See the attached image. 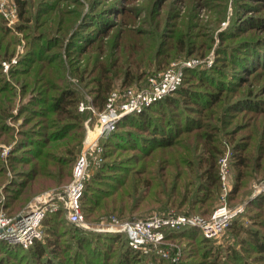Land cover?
<instances>
[{
    "label": "trees",
    "instance_id": "1",
    "mask_svg": "<svg viewBox=\"0 0 264 264\" xmlns=\"http://www.w3.org/2000/svg\"><path fill=\"white\" fill-rule=\"evenodd\" d=\"M16 1L20 19L18 28L24 32L27 46L8 74L4 72L2 62L16 54L19 40L0 13L3 22L0 23V144L10 146L7 164L3 162L5 159L0 150V211L9 215L22 211L30 196L67 184L72 178V165L82 151L84 121L91 111L79 109L83 96L78 91L83 88L90 93L93 106L100 112L105 109L113 90L145 87L151 75L166 70L172 63V59L168 60L170 54H162V49L170 44L161 40L162 31H165L160 29L161 25H154L152 30L137 31L129 28V20L121 19L108 41L109 46L120 53L105 62L100 60V55L111 33V25L104 27L82 22L69 35L76 24L66 20L63 13L67 14V11L60 2L48 3L47 10L34 15V11L26 8L27 0ZM32 1L30 3L39 0ZM119 13L124 17V12ZM82 24L84 27L90 25L83 31ZM91 27H94L92 32H87ZM179 38L176 54L186 52V57L200 54L202 43L188 47L187 39ZM130 46L134 49L130 50ZM171 46L174 47L173 43ZM137 47L156 54L152 61L154 69L138 74L135 68L118 66L121 53L134 52ZM260 58L262 56L243 67L240 74L236 70L229 74L225 68L229 61L223 60L224 68L218 69L216 74L228 78L227 84L204 82L207 69L186 70L183 83L175 92L117 122L116 129L100 141L99 145L105 151L90 156L91 162L97 165L90 164V175L85 180L81 197L85 219L101 222L104 216H115L121 221L130 220L132 215L126 213L138 211L143 206L141 202L137 204L141 201L137 192L131 206L128 191L141 184L150 188L156 181L155 194L165 197L148 200L151 203H146V207L154 204L152 211H147L149 214L168 212L175 207L176 214L209 217L221 203V160L226 156L232 182L228 203L239 204L238 199L250 197V182L264 178V126L261 131L254 126L244 134H239L242 130L238 127L264 115V101L260 96L263 92L256 87L261 79L255 71L257 63H262ZM119 83L121 85L117 86ZM153 112L158 115L155 119ZM9 120H21L19 128L9 125ZM122 122L136 129L120 130ZM112 144L118 150L133 154L107 160L112 152L106 148ZM128 172L130 174L124 178L126 182L121 181L125 182L122 183L125 192L118 195L111 183L118 179V173ZM116 195L118 199L113 197ZM261 196L260 205H254L253 200L245 202V211L232 221L220 242L205 238L197 227L182 229L189 231L186 235L201 239L202 246L208 245L211 248L208 251L212 252L213 249H227L234 229L245 232L253 238L255 259L264 260V233L260 232L264 229V221L260 220L264 214V193ZM109 197H112L111 201H105ZM250 206L256 212L249 213ZM64 225L61 207L47 212L42 223L44 236L30 247L0 240V264H12L16 260L19 264H66L61 253L75 249V256H79L92 243L91 239L108 245L104 250L101 248L99 255L103 256V264L110 262L116 246L120 249L117 263H145L148 254L133 249L124 233H90L76 227L68 230ZM4 255H9V259L2 260Z\"/></svg>",
    "mask_w": 264,
    "mask_h": 264
},
{
    "label": "rangeland",
    "instance_id": "2",
    "mask_svg": "<svg viewBox=\"0 0 264 264\" xmlns=\"http://www.w3.org/2000/svg\"><path fill=\"white\" fill-rule=\"evenodd\" d=\"M11 2L17 3L16 0H11ZM26 2L28 3L26 8L34 11V15L37 12L47 10L49 6L47 5L48 3L55 4L60 2L59 4H61L67 11V14L63 13V15L66 17V20H72L76 24L69 35L73 34V32L78 29L82 22H84V24L87 22L91 24L98 23L100 24V26L104 27L111 25V33L106 38L107 43L104 46L105 52L103 51L100 55L101 61L106 62L107 58H114L117 54L120 53V51H116L114 48H111L108 44V41L112 39V36L116 32V24H120L121 19H123L129 20V28L137 31L148 29L152 30L154 25L157 24L158 27H160L161 25L160 29L165 30L164 33L162 31L161 40L164 43L169 42L170 44L169 47H165L162 49V54H170L168 60L172 59V63L168 67L172 66L173 63H177V66H180L186 61L197 59L200 63L185 68L184 74L186 70L189 69H207L204 71V82L206 83L211 81L216 84H227L230 81L228 78L219 77V75L216 74V71L218 69L224 68L222 67L223 60L229 61L227 63V66L225 67L226 71L229 73L233 70H236L237 74H240L243 67L248 66L252 60H258L260 56H262V58L260 59L262 63H264V0H39L35 3H30V0H27ZM119 12H124V17L120 16ZM0 13L5 19L6 26L16 34V37L19 40L18 44L16 45V54L10 60H5L2 62L3 70L8 74L12 65L17 64L20 56L26 51L27 41L24 32L18 28L20 20L19 8L16 20L13 23L9 21V19L1 10ZM70 14L72 15L68 17ZM1 22L2 21H0V23ZM84 24H82L83 31L87 30L86 27L90 25L89 24L84 27ZM93 29L91 27V29H88L87 32H92ZM179 36L187 39L188 47H192L195 43H202L200 54L194 53L190 57H186V55H188L186 52L176 54V41L180 39ZM172 43L174 47L171 46ZM140 48L142 47H137L134 52L127 51L125 55L122 52L121 56H119L118 66L122 65L123 67L127 66L129 68H135L137 69L138 74L145 72L144 70L149 72V69H154L152 61L156 58V54L147 53L144 48H142L141 50ZM129 49L133 50L134 47L130 46ZM4 63L9 64L7 70ZM261 64L257 63V65L255 66V68H257V70L255 71L261 75V79L258 81L256 87H259L261 89L260 91L263 92L260 96L261 100L264 101V64L263 66H261ZM159 73L161 72H156L151 76L158 75ZM73 81L76 82L75 79H73ZM141 81H143V78H141ZM120 85V83L117 84V86ZM144 86L145 87L142 88H148L150 86L149 80L148 83L144 84ZM132 88L137 90L142 89L141 87L135 86ZM116 89L119 90L123 88ZM78 92L83 96L81 102H84L85 105L87 104L92 106L96 110V112H93L91 109H89L91 111H88V113L86 112L88 115L86 120L84 121V138L82 140L81 146L82 150L86 144V141L88 142L90 138H93L97 132L96 130L98 128L97 124L99 121L98 117L100 112H98L96 107L93 106V98L90 93H87L83 88ZM29 96L26 97L25 100H27ZM19 100L20 98L18 97L17 102ZM152 104H150L149 106H151ZM78 107L80 109V105ZM146 108H143L142 111ZM14 112H16V110H14ZM133 113L139 112H131L129 114ZM239 114L241 115L243 113ZM152 116L155 119V117H157L158 115L153 112ZM121 119L119 121H121ZM87 120H89V127H87ZM20 122L21 120H19L18 122L9 120L8 124L11 126H15L18 129ZM254 126L258 127L261 131L262 127L264 126V115L257 117L251 121H247L246 123H242L241 126L238 127L242 130L239 134H244L251 131ZM134 129H136L134 126H127V124L125 125V122H122L120 124V130ZM102 138H100L98 142L99 144ZM117 140L120 141V139ZM111 143L112 141L110 142V144ZM9 149L10 146H7L6 144H0V150L2 151L1 157L5 159L3 162H6V164L8 163V160H6V156ZM107 150L112 152L109 153L110 158H108L107 160H114L115 158L120 159V156L126 157L127 154H133V152H123V150H118L117 146L113 144L112 146L109 145V147L106 148V151ZM104 151L105 149L102 147V152ZM79 153L81 154V152ZM75 162L73 163L74 165H72V175ZM91 164L92 166L97 165L94 161H92ZM9 174L11 175L10 172ZM128 174L130 173H118V181L114 179V181H112L111 183L114 192H116L118 195L125 192L122 183L125 181ZM111 176H115V174ZM123 179L124 181L121 182ZM262 179L264 180V178L261 177H258V179H253L249 184L252 192L250 197L246 199H238L237 202L249 203L248 201L253 200L252 203L254 205H260L262 201V193H259V190L256 191L255 186L257 184H260ZM69 182L67 184H69ZM67 184L55 188L62 189ZM156 185L157 181L156 183L153 182L154 187L150 186V188H147L141 184L140 187L128 191V201L130 205L132 206L134 204L135 197L139 195L141 201H138L137 204L141 202L143 206L138 211L133 208L134 210H132L131 212H127L126 214L132 215L131 217H129L130 219H143L141 217H145L146 215L150 216L153 214H164L169 212L176 213L175 207H172V209L168 212H154L151 214H149L150 212H147L148 210L154 208V204L147 207L145 206L146 203H151L148 200L155 197V199H153L152 201H157L162 200V197H165V195L159 196L155 194L157 192ZM55 188L46 189L42 192L30 196L29 200L26 202V207H28L32 202L35 203V201L38 200L39 197L46 195L48 191H54ZM262 188L263 185L258 187L260 191L262 190ZM136 192L137 195L135 194ZM113 197L118 199L117 195ZM4 198L5 197H3V199ZM111 198L112 197H109L105 201L110 202ZM63 205L64 200L62 198H57L55 207L57 210L62 207V219L65 220L64 226H67L66 228L68 230H71L72 227H76L75 229H79L78 226L67 221ZM262 208V211H264V205L262 206ZM114 209H116L115 206ZM182 210H185V208H182ZM250 212H256V209L253 206H250L249 213ZM104 217L108 218L106 216ZM89 219L86 220L93 226H96V224L99 223L92 222L93 220ZM260 220L264 221V214L260 216ZM182 228H178L176 230H173L172 232H169L164 242H161L155 249H152L148 253H145L148 255L144 258L145 263L143 264H183V262L184 264H264V260L259 261L258 259H255L257 257L254 253V249L252 248L253 238L250 235H247L245 232H238L236 229H234L237 231V233H235L234 230L231 232V239L227 249L218 251L213 249L212 252L208 251L209 249H211L208 245L204 244L202 246L200 242L201 239H195L193 237H190V235H186L189 234V231ZM82 230L88 231L90 233H103L93 230ZM173 232L175 233L173 234ZM225 232L221 235L220 238L213 241L220 242L222 240V237L225 235ZM260 232L264 233V229H261ZM234 234H236V236ZM243 238L244 241L242 242ZM63 240L67 242L66 239ZM91 242L92 243L87 246V248H85L87 250L83 251V254H80L79 256H75V249H70L66 253L63 252L64 254L61 253L62 257L65 260L64 262L66 264H103V256L100 257L99 255L101 252V248L104 250V248L108 247V245H106L107 243H101V241H95V239H91ZM119 252L120 249H118V246L114 247V251L111 253L112 258L110 259V262L108 264H119L117 263V260H119ZM230 252H233V254L237 255V258L233 257L234 255H232ZM5 258L8 260L9 255H4L1 257L2 260H4ZM21 258L22 257H20V259ZM17 261L18 260H16L12 264H19L20 262ZM24 264L27 263L25 262ZM28 264L31 263L28 262Z\"/></svg>",
    "mask_w": 264,
    "mask_h": 264
},
{
    "label": "built area",
    "instance_id": "3",
    "mask_svg": "<svg viewBox=\"0 0 264 264\" xmlns=\"http://www.w3.org/2000/svg\"><path fill=\"white\" fill-rule=\"evenodd\" d=\"M0 10L6 15L11 23L16 20L18 5L11 0H0ZM199 60L192 59L180 66L173 63L158 75L149 78L150 86L140 90L132 87L113 90L107 100L106 107L100 111L97 132L93 138L86 141L80 157L73 168L72 179L62 189L48 191L46 195L32 202L18 214L9 215L4 210L0 211V240L11 244H18L28 248L44 236L42 227L43 220L50 210H57L55 202L57 198L64 200V211L69 222L86 230L98 232L124 233L129 239V244L135 250L148 253L164 242L169 232L185 226L197 227L203 236L210 240H217L225 232L232 221L245 211V203L230 205L228 193L232 188L229 178L228 157L221 160V180L223 193L221 203L209 217L200 215L187 216L173 212L153 214L144 219H130L121 221L115 216L103 219L93 226L85 219L81 209V197L85 186V180L89 177L91 158L95 152H101L99 140L113 132L117 122L131 112H141L143 108L162 99L167 94L175 92L183 83L184 69L197 65ZM6 70L8 63H4ZM91 109L90 106L80 103V110ZM87 120V127H89ZM263 185L262 190L258 189ZM256 191L264 193V180L257 184ZM252 197V196H251ZM106 221V222H104Z\"/></svg>",
    "mask_w": 264,
    "mask_h": 264
},
{
    "label": "crops",
    "instance_id": "4",
    "mask_svg": "<svg viewBox=\"0 0 264 264\" xmlns=\"http://www.w3.org/2000/svg\"><path fill=\"white\" fill-rule=\"evenodd\" d=\"M55 189H57V188H55Z\"/></svg>",
    "mask_w": 264,
    "mask_h": 264
}]
</instances>
